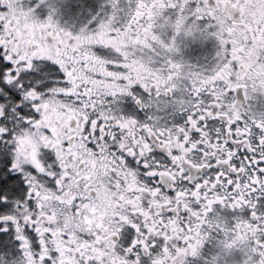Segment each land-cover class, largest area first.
Segmentation results:
<instances>
[{"label": "snow or ice", "instance_id": "obj_1", "mask_svg": "<svg viewBox=\"0 0 264 264\" xmlns=\"http://www.w3.org/2000/svg\"><path fill=\"white\" fill-rule=\"evenodd\" d=\"M257 98L264 0H0V264H264Z\"/></svg>", "mask_w": 264, "mask_h": 264}, {"label": "flooded vegetation", "instance_id": "obj_2", "mask_svg": "<svg viewBox=\"0 0 264 264\" xmlns=\"http://www.w3.org/2000/svg\"><path fill=\"white\" fill-rule=\"evenodd\" d=\"M211 45H207L205 47H200L198 45H194L193 48L187 53V55L191 56L193 59L196 57L203 58L210 52ZM254 106L257 109H261L264 107V100H261V98H257L255 101H253Z\"/></svg>", "mask_w": 264, "mask_h": 264}]
</instances>
